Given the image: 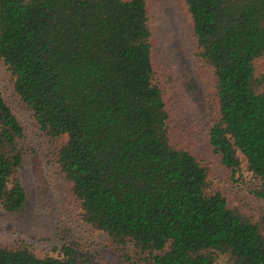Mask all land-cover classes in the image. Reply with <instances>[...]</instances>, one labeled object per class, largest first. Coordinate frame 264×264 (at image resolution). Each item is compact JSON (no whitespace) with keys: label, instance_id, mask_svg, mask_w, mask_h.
<instances>
[{"label":"trees","instance_id":"trees-1","mask_svg":"<svg viewBox=\"0 0 264 264\" xmlns=\"http://www.w3.org/2000/svg\"><path fill=\"white\" fill-rule=\"evenodd\" d=\"M196 56L211 68L209 144L243 167L264 200V0H183ZM146 0H0V60L15 95L50 139L78 218L148 264H264V214L232 208L207 168L169 136ZM24 128L0 93V207L27 205ZM0 245V264H98L68 244L37 254ZM132 258V257H131ZM129 258V259H131Z\"/></svg>","mask_w":264,"mask_h":264},{"label":"rangeland","instance_id":"rangeland-1","mask_svg":"<svg viewBox=\"0 0 264 264\" xmlns=\"http://www.w3.org/2000/svg\"><path fill=\"white\" fill-rule=\"evenodd\" d=\"M146 1L152 60L165 90L171 142L191 152L207 168L212 187L226 197L230 207L256 219L260 211L264 214V200L253 194L257 182L244 167L234 172L224 167L209 144V129L217 110L213 72L196 56L192 19L184 1ZM257 64L264 69V58ZM0 93L24 128L19 179L27 196L21 212L0 207V245L10 246L21 240L31 244L39 255H51L54 248L68 244L94 256L98 264H148L144 258L135 257L131 248H127V254L132 258H127L107 234L79 220L71 185L53 163V153L66 136L50 139L36 127L15 95L11 75L1 60Z\"/></svg>","mask_w":264,"mask_h":264}]
</instances>
